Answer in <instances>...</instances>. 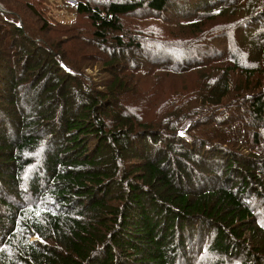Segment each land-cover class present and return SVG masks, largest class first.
I'll list each match as a JSON object with an SVG mask.
<instances>
[{
  "label": "trees",
  "instance_id": "1",
  "mask_svg": "<svg viewBox=\"0 0 264 264\" xmlns=\"http://www.w3.org/2000/svg\"><path fill=\"white\" fill-rule=\"evenodd\" d=\"M101 4L79 0L76 11L101 44L115 34L111 55L179 75L206 68L203 93L139 123L118 103L135 84L97 87L41 47L33 60L36 43L0 13L16 25L0 35L19 46L11 55L0 43V241L13 229L0 264H264V0ZM141 11L197 37L128 38L121 16Z\"/></svg>",
  "mask_w": 264,
  "mask_h": 264
},
{
  "label": "rangeland",
  "instance_id": "2",
  "mask_svg": "<svg viewBox=\"0 0 264 264\" xmlns=\"http://www.w3.org/2000/svg\"><path fill=\"white\" fill-rule=\"evenodd\" d=\"M73 1L79 2V0H0V13L7 15V19L10 21L18 23L26 35L36 43V45L31 44L30 47H27V54L36 56L33 57V60L44 59L38 49V47H41V49L47 50L54 55L56 60L59 58L58 55L63 54L66 60H69L78 68L73 69L65 62L74 72L76 71L89 77L97 87L101 84L107 87L114 81V77L121 80L123 76L126 78L125 81L135 84L137 87L136 91L128 94L126 98H124L125 95L122 96L120 94L118 103L126 107L129 110V116L139 123L158 124L173 111L171 107L172 101H178L180 105L182 102L183 105H186L184 100H187L191 93L196 91L203 93L202 89L205 86L208 75L204 71L208 69L204 68L201 72H197V68L179 75V71L163 72L159 68L140 62L138 58L133 60L131 59L132 56H129L126 52L120 54L119 57L111 55L112 52L108 49L109 45H112L115 34L108 38L110 43L108 46L94 39L96 26L89 15H80L76 11L77 4L73 5ZM83 1H89L93 6H103L104 4L101 3L110 2V0ZM243 12L248 13L245 10ZM243 12H238V15L245 14ZM237 20H241V18L233 17V22ZM1 22L0 29L3 28L12 35V25L14 24ZM121 22L127 30L126 36L128 38L132 37L137 31L147 33L150 38L147 45H152L155 41H158V35L162 33L166 34L167 40L182 42L197 37L194 31L188 28H180L177 26L178 24L163 21L142 11L137 14L121 16ZM226 22V19H218L209 21L206 25L209 27ZM14 26L16 27V25ZM1 34L0 43L6 39L15 46L14 37H4L5 31H2ZM78 35L81 40L76 37ZM245 35L235 33L233 38L234 44L237 47H243L245 51L248 49V53L249 50H255V48L248 46L249 41H245ZM124 40L128 41L127 38ZM18 48V45L15 46V49L11 48V55H14L12 54L13 52L18 53ZM226 52H229L228 49ZM251 58L249 55V59ZM74 60H78L76 62L77 65ZM109 60L116 61L110 66ZM47 61H52V59L48 58ZM65 63L62 62L61 67L65 68L67 72H73ZM81 63H84L85 66L84 64L80 65ZM35 64H38V62H35ZM13 67L20 74L17 63ZM128 77L132 79H127ZM255 80L257 81V79ZM200 89L201 91H199ZM0 92L3 93V90L0 89ZM12 233L13 229H8L7 232L3 233L0 241V252H5L9 256L12 255V251L8 250L7 241L8 236ZM36 238L38 239L39 237ZM36 238L32 240H36Z\"/></svg>",
  "mask_w": 264,
  "mask_h": 264
}]
</instances>
